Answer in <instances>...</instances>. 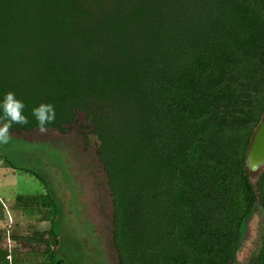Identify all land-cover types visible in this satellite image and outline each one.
Masks as SVG:
<instances>
[{"label":"trees","instance_id":"obj_1","mask_svg":"<svg viewBox=\"0 0 264 264\" xmlns=\"http://www.w3.org/2000/svg\"><path fill=\"white\" fill-rule=\"evenodd\" d=\"M8 92L29 119L9 132L40 129L41 104L55 108L46 130L84 115L118 264H238L245 223L264 214V169L252 184L245 164L264 112V0H0V101ZM34 216L52 257L53 222ZM250 264H264V225Z\"/></svg>","mask_w":264,"mask_h":264},{"label":"rangeland","instance_id":"obj_2","mask_svg":"<svg viewBox=\"0 0 264 264\" xmlns=\"http://www.w3.org/2000/svg\"><path fill=\"white\" fill-rule=\"evenodd\" d=\"M9 136L0 144V249L22 264H118L108 180L84 115L64 133L35 129ZM45 203L58 206L59 215L51 217ZM38 209L58 236L59 245H50L52 257L45 245L50 224L37 223ZM263 225L259 210L248 223L238 264H250L257 254Z\"/></svg>","mask_w":264,"mask_h":264},{"label":"clouds","instance_id":"obj_3","mask_svg":"<svg viewBox=\"0 0 264 264\" xmlns=\"http://www.w3.org/2000/svg\"><path fill=\"white\" fill-rule=\"evenodd\" d=\"M25 104L18 100L15 94L8 92L0 101V110L3 112V118L6 122L0 126V144L9 142V129L13 124L28 125L29 119L24 115ZM55 108L51 104H41L32 109V116L35 118L41 131L45 130V125L52 123L55 120Z\"/></svg>","mask_w":264,"mask_h":264},{"label":"water","instance_id":"obj_4","mask_svg":"<svg viewBox=\"0 0 264 264\" xmlns=\"http://www.w3.org/2000/svg\"><path fill=\"white\" fill-rule=\"evenodd\" d=\"M245 164H246V170L250 175V180L252 178H255V182H256L259 173L264 169V112L261 115L258 125L255 127L251 135L249 146L246 152ZM255 182L253 183L251 180L252 184H255ZM258 211L259 210H257V212ZM250 219L245 223L243 233L240 237V242H239L240 245L238 252L240 251L241 246L244 242L246 229ZM236 260H237V255H236Z\"/></svg>","mask_w":264,"mask_h":264}]
</instances>
